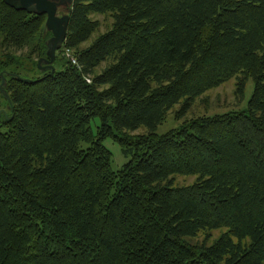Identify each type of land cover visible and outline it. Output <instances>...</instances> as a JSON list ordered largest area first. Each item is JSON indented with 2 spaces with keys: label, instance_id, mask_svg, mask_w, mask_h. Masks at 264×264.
<instances>
[{
  "label": "trees",
  "instance_id": "obj_1",
  "mask_svg": "<svg viewBox=\"0 0 264 264\" xmlns=\"http://www.w3.org/2000/svg\"><path fill=\"white\" fill-rule=\"evenodd\" d=\"M45 19L0 0V264H264V0H72L52 75Z\"/></svg>",
  "mask_w": 264,
  "mask_h": 264
},
{
  "label": "rangeland",
  "instance_id": "obj_2",
  "mask_svg": "<svg viewBox=\"0 0 264 264\" xmlns=\"http://www.w3.org/2000/svg\"><path fill=\"white\" fill-rule=\"evenodd\" d=\"M65 13L63 9L59 10V15ZM102 23L103 26L105 23H108L109 21H106L105 18L97 17ZM104 29V28H103ZM102 29V30H103ZM56 70H60L61 68L59 66H55ZM37 68V65H36ZM38 70V68H37ZM39 71V70H38ZM28 71L27 69H24L22 71H19L23 76L28 78L33 77L32 75L35 76H40V71ZM38 72V73H37ZM1 75V73H0ZM26 79V80H27ZM234 82L235 80L232 79L224 84H222L220 87L213 89L212 91L204 94L200 100H197L195 105L192 107L190 113L186 116V118H193V117H202V116H214V115H224L227 113L231 112H238V111H243L247 107V103L250 100L252 94H253V83L251 80H249L246 83L245 90H244V95L242 97V100L239 102L237 101L236 95H235V87H234ZM3 95L0 92V117L4 116V112L8 111L7 109V104H6V99L2 97ZM203 102V103H200ZM176 106L175 108H177ZM195 109L193 110V108ZM174 108V109H175ZM179 122L180 121H175L174 118V112H170L164 123L159 125L156 129V134L162 135L167 133L168 131L172 129H176L179 127ZM1 124V122H0ZM96 126H99V120L95 119L94 122L92 123V129H95ZM6 128L1 127L0 132H5ZM103 146L104 148L110 153L111 155V165L113 170H119L123 165H125L129 157L123 156L120 150V146L113 141L111 138H107L106 140L103 141ZM178 181L182 182L184 181L183 178H179ZM188 181H192V179H188Z\"/></svg>",
  "mask_w": 264,
  "mask_h": 264
},
{
  "label": "water",
  "instance_id": "obj_3",
  "mask_svg": "<svg viewBox=\"0 0 264 264\" xmlns=\"http://www.w3.org/2000/svg\"><path fill=\"white\" fill-rule=\"evenodd\" d=\"M3 3L15 11H23L30 15L45 16V30L50 33L51 37L46 42L45 58L37 61V68L41 72H49L52 75L55 71L53 62L55 60L56 52L61 48L66 37L69 12L72 5V0H2ZM63 9L65 13L59 15L58 11ZM8 73H1L0 75V92L3 97L9 101V98L4 90L6 83V76ZM17 80L27 83L33 81L20 79L16 75Z\"/></svg>",
  "mask_w": 264,
  "mask_h": 264
},
{
  "label": "built area",
  "instance_id": "obj_4",
  "mask_svg": "<svg viewBox=\"0 0 264 264\" xmlns=\"http://www.w3.org/2000/svg\"><path fill=\"white\" fill-rule=\"evenodd\" d=\"M65 56L70 60V62L72 63V64H75V59H74V57L70 54V52L68 51V50H65Z\"/></svg>",
  "mask_w": 264,
  "mask_h": 264
},
{
  "label": "flooded vegetation",
  "instance_id": "obj_5",
  "mask_svg": "<svg viewBox=\"0 0 264 264\" xmlns=\"http://www.w3.org/2000/svg\"><path fill=\"white\" fill-rule=\"evenodd\" d=\"M58 14H59V11H58Z\"/></svg>",
  "mask_w": 264,
  "mask_h": 264
}]
</instances>
